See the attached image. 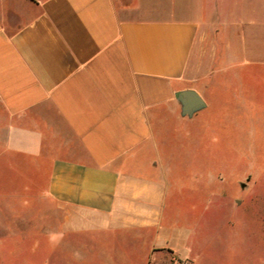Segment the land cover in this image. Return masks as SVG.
<instances>
[{"label": "crops", "instance_id": "0c3cea01", "mask_svg": "<svg viewBox=\"0 0 264 264\" xmlns=\"http://www.w3.org/2000/svg\"><path fill=\"white\" fill-rule=\"evenodd\" d=\"M213 103L217 146L226 118L264 127V0H0V226L31 222L56 248H173L176 138Z\"/></svg>", "mask_w": 264, "mask_h": 264}, {"label": "rangeland", "instance_id": "374dc122", "mask_svg": "<svg viewBox=\"0 0 264 264\" xmlns=\"http://www.w3.org/2000/svg\"><path fill=\"white\" fill-rule=\"evenodd\" d=\"M210 107L195 113L189 134L176 138L161 221L175 250L50 247L41 226L22 222L0 226V264H264V127L240 116L227 130L225 117L217 146L216 107Z\"/></svg>", "mask_w": 264, "mask_h": 264}, {"label": "water", "instance_id": "95a60500", "mask_svg": "<svg viewBox=\"0 0 264 264\" xmlns=\"http://www.w3.org/2000/svg\"><path fill=\"white\" fill-rule=\"evenodd\" d=\"M177 99L181 104V113L191 115L204 105L200 95L194 89H183L177 92Z\"/></svg>", "mask_w": 264, "mask_h": 264}]
</instances>
